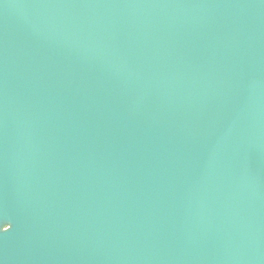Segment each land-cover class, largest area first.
<instances>
[{
	"label": "water",
	"instance_id": "water-1",
	"mask_svg": "<svg viewBox=\"0 0 264 264\" xmlns=\"http://www.w3.org/2000/svg\"><path fill=\"white\" fill-rule=\"evenodd\" d=\"M0 217V264H264V0H0Z\"/></svg>",
	"mask_w": 264,
	"mask_h": 264
},
{
	"label": "snow or ice",
	"instance_id": "snow-or-ice-1",
	"mask_svg": "<svg viewBox=\"0 0 264 264\" xmlns=\"http://www.w3.org/2000/svg\"><path fill=\"white\" fill-rule=\"evenodd\" d=\"M3 218L2 217H0V220H2ZM4 224H6V222L4 223ZM3 230L4 231H7L8 229H6V228H3Z\"/></svg>",
	"mask_w": 264,
	"mask_h": 264
}]
</instances>
